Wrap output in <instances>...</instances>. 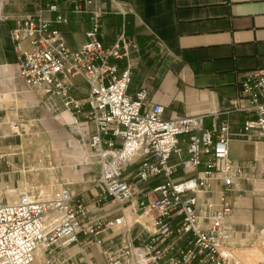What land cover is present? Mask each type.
<instances>
[{
	"label": "built area",
	"instance_id": "2783aa9c",
	"mask_svg": "<svg viewBox=\"0 0 264 264\" xmlns=\"http://www.w3.org/2000/svg\"><path fill=\"white\" fill-rule=\"evenodd\" d=\"M69 1L74 12L90 14L86 41L79 47L70 48L61 30L52 26L53 21L68 20L62 0L16 16L11 34L19 75L54 109L69 113L79 142L99 160L95 207L76 197L68 179L50 192L46 185L32 182L16 196L4 191L0 264H60L62 249L75 243H103L101 234L116 229L125 235L104 251L107 264H134L139 255L147 264H264V223L230 220L237 208L232 193H247V182L254 188L256 177L264 180L263 152L256 151L252 160L230 154L233 138L253 141L256 148L264 142V65L246 70L241 79L233 100V109L245 114L239 130L234 131L229 120H215L207 127L205 112L166 115L163 103L149 99L147 87L129 92L132 52L139 51L138 42L122 31L112 45H105L100 31L106 7L99 0ZM5 2L0 0V20L9 17L3 11ZM45 10L54 12V19L46 17ZM121 60H126L123 67ZM79 76L88 83L82 96L74 93L82 90L74 82ZM2 122L7 128L0 127V137L23 135L21 117L6 115ZM155 178L163 179L152 185ZM133 200L137 212L152 214L153 230L128 216L125 206ZM136 223L149 233V241L142 245H135L131 234ZM239 235H247L248 245L261 251L259 257L239 255L231 242ZM184 240L188 245L181 243ZM40 246L43 254L53 247L58 251L41 257Z\"/></svg>",
	"mask_w": 264,
	"mask_h": 264
},
{
	"label": "crops",
	"instance_id": "0c3cea01",
	"mask_svg": "<svg viewBox=\"0 0 264 264\" xmlns=\"http://www.w3.org/2000/svg\"><path fill=\"white\" fill-rule=\"evenodd\" d=\"M51 0H6L3 11L9 17L0 20V118L6 115L19 116L26 124V114L30 109L48 104V100L30 90L19 75L18 52L11 34L15 18L35 11L39 5L47 6ZM108 12L102 20L100 37L105 45H112L117 34L125 31L128 38L139 44V51L132 52V81L129 92L134 94L140 87L148 88V97L152 101L165 105V114L205 112V125L210 127L213 121L229 120L234 131L239 130L245 119L243 112L233 109V100L241 89V79L246 70L264 65V0H99ZM60 7L68 20L53 21L52 26L62 32V37L70 48H77L86 41V31L90 27L88 12H74L69 0H62ZM44 14L54 19L55 13L45 10ZM126 60L120 61L123 67ZM74 82L82 90L76 95H85L88 83L82 77H75ZM61 105L60 100H58ZM54 109V108H53ZM59 109H62L59 108ZM50 110V109H49ZM229 110V111H228ZM213 112V113H212ZM64 118L71 117L68 112ZM0 127L7 128L6 122ZM36 141L41 139L36 137ZM12 136L8 141L0 139V192L6 188L16 196L22 186L29 182L26 169V150L28 141ZM256 144L241 138L230 141V154L236 159L252 160L256 151L264 153V142ZM60 147V144L58 145ZM13 148V150H11ZM239 148V149H238ZM243 149L246 151L243 152ZM69 154H72L71 152ZM187 154V152L185 153ZM70 156V155H69ZM65 171V170H64ZM75 169H69L70 187L76 197L90 207L92 186L74 182L90 180L80 178ZM16 173V176L14 175ZM44 175L57 174L55 165L48 167ZM76 174V175H73ZM20 175V180L18 179ZM79 177V179H75ZM57 177V176H56ZM34 178L40 180L38 172ZM68 178V177H67ZM19 180L21 187L10 186ZM163 178H155L152 185ZM53 185L57 179H53ZM259 184L247 193H232L237 208L230 216L232 223H264V209L254 210V204L263 208L264 193ZM96 187V186H95ZM254 189V190H253ZM92 193V192H91ZM94 199V198H93ZM135 200L128 202L126 212L132 220L143 222L154 229L152 214L145 216V221L134 218L127 211ZM113 207L124 209L119 204ZM135 215H145L135 210ZM148 225H147V224ZM123 229L104 232L103 243H75L62 249L60 264H107L104 251L120 243L125 233ZM131 234L135 245L149 241V233L139 223L134 224ZM83 236V235H82ZM169 237L164 243L170 242ZM247 237H232L234 245H248ZM188 245L185 240L181 242ZM38 256H51L58 248ZM39 254V252H38Z\"/></svg>",
	"mask_w": 264,
	"mask_h": 264
},
{
	"label": "rangeland",
	"instance_id": "374dc122",
	"mask_svg": "<svg viewBox=\"0 0 264 264\" xmlns=\"http://www.w3.org/2000/svg\"><path fill=\"white\" fill-rule=\"evenodd\" d=\"M49 109L47 103L44 104V106L39 105L30 109L26 114L28 118L25 121L26 124L24 123L25 131L23 135H15L21 138L20 143H22V145L24 143V140L28 141L27 146L23 145V149L26 150L25 170L29 175L28 180L33 184L46 185L45 191L50 192L53 188L60 186V183H62L63 180H70V175H68L67 172L70 168H73L77 170V176H79L80 178H90L89 181L82 180L74 182V185H77L76 188H79L81 184L84 183H88L90 186H92L93 189L91 191L92 193L90 192V199H87L86 201L92 203L93 198L96 197L99 191L98 188L95 187V178L100 168L99 160L96 157L89 156V153L85 151V147L82 146L81 142H79L78 139L80 138V136L77 132V125L73 123L72 118L66 120L64 118L65 112H63L62 109ZM36 137L40 138L41 141L37 142ZM9 138L10 137L8 136L0 137L1 141L3 142L8 141ZM59 144L60 147L58 146ZM11 150H13V148H11ZM232 150L233 149H231V154ZM244 151H246V149H243V152ZM70 152L72 154H69ZM52 165H55L57 169L56 176L58 178V181L57 183H54L57 185H53L54 180L49 178L48 175L46 176L43 174L45 173V170H47L48 167ZM64 170L67 172L65 173ZM34 172L39 173V175L41 176L40 180L34 178ZM14 175L16 176V173ZM17 177L19 179L20 175H18ZM79 177L74 176L75 179H79ZM17 180L15 181V184H12L11 186H17ZM9 185L7 186L10 187ZM250 188H252V185L251 183L247 182V189ZM4 191H7V189L3 188V190L0 192V195L4 194ZM258 205H256V203L254 204V210L264 209L259 207ZM91 207L94 208L95 206L92 205ZM109 209L110 206L105 207L100 212H104ZM139 212L141 213V211ZM253 223L261 224L262 222L253 221ZM246 236L247 235H239L236 237ZM252 247H254L257 252L256 257H259V253L261 251H259V249L255 247V245ZM241 253L248 259H253V256L249 254L247 248L241 250ZM135 261L137 260L135 259Z\"/></svg>",
	"mask_w": 264,
	"mask_h": 264
},
{
	"label": "bare ground",
	"instance_id": "6f19581e",
	"mask_svg": "<svg viewBox=\"0 0 264 264\" xmlns=\"http://www.w3.org/2000/svg\"><path fill=\"white\" fill-rule=\"evenodd\" d=\"M52 178H53V179H57V177H56L55 174L52 176ZM54 183H55V182H54ZM257 184L260 185V186H259V190H260L262 193H264V180L261 179V178H259V177H256V178L254 179V187H255ZM253 190H254V189H253ZM248 191H249V189H248ZM248 191H247V192H248ZM131 205H132V206H130V207L127 208V211H128L130 214H133V219H134V218H139V219L143 220L144 222H146V221H145V216H150V212H144L145 215H135V210H136V207H137V203H136V201H134L133 203H131ZM141 213H142V212H141ZM56 219H59L58 215H56ZM146 224H147V223H146ZM147 225H148V224H147ZM234 246H236V251L239 253V255H240L241 257H243V258H245V259H248L247 257H245V255H243V254L241 253V250H243L244 247L246 246L245 244L234 245ZM41 250H43V246H40V247L38 248V250H37V255H40V254L42 253ZM247 250H248V252H249V254H250L251 256H253V257H256V256H257V252H256V250L254 249V247H252V246H251L250 248L247 247ZM38 252H39V254H38ZM139 259H140L139 262H137V261L134 260V264H137V263H138V264H147L146 259H145L144 256L139 255Z\"/></svg>",
	"mask_w": 264,
	"mask_h": 264
}]
</instances>
